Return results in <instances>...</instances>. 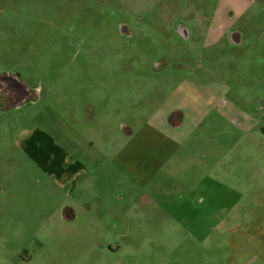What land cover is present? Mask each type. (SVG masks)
I'll list each match as a JSON object with an SVG mask.
<instances>
[{
    "label": "rangeland",
    "instance_id": "1",
    "mask_svg": "<svg viewBox=\"0 0 264 264\" xmlns=\"http://www.w3.org/2000/svg\"><path fill=\"white\" fill-rule=\"evenodd\" d=\"M258 1L247 8L244 22L216 24L223 31H248L253 42L248 50L264 47V0ZM218 5L217 0H0V264H247L264 255V205H253L255 198H231L236 213L214 207L198 214L186 206L170 215L141 207L146 199L137 189L120 207L124 220L111 215L119 222L115 230L89 227L81 211L69 226L61 214L73 201L23 156L26 144L69 140L71 125L75 132L87 121L70 113L75 82H119L110 88L111 97L163 105L167 82H187L199 67L223 74L207 57L226 47V39L215 47L207 40L213 49L202 50L201 35L210 25L198 22ZM185 30L193 37L182 39ZM234 66L241 67L242 81L235 87L248 97L254 82L248 90L247 78L256 80L263 70L248 72L244 62ZM117 195L123 193L109 197L116 209ZM153 195L164 198L157 190ZM100 211V218L108 212Z\"/></svg>",
    "mask_w": 264,
    "mask_h": 264
},
{
    "label": "crops",
    "instance_id": "2",
    "mask_svg": "<svg viewBox=\"0 0 264 264\" xmlns=\"http://www.w3.org/2000/svg\"><path fill=\"white\" fill-rule=\"evenodd\" d=\"M258 2L217 0L213 14H202L198 22L210 25L201 35L202 50L226 39V47H217L214 58L207 57L223 74L199 67L189 73L187 82H167L170 92L163 105L142 98L128 101L120 94L111 97L110 88L120 87L119 82H71V116L87 121L75 132L70 124L69 140L26 144L22 149L23 156L54 178L60 192L65 190L73 201L61 214L63 222L77 223L76 211H81L89 227L115 230L119 222L111 215L123 221L120 207L137 189L146 199L141 207L156 206L170 215L186 206L198 214L214 207L224 214L236 213L238 204L230 199L237 194L255 198L253 205H264L259 199L264 198V47L248 50L253 44L248 31H223L216 25L244 22L247 8ZM180 37L193 36L185 30ZM207 40L214 41L213 47ZM239 55L247 57L238 60ZM237 62H244L248 72L263 70L256 80L247 78L248 90L254 82L248 97L235 87V82H242ZM155 190L164 192V198L157 201L160 195H153ZM116 192L123 193L117 195L118 209L109 202ZM100 209L108 211L101 218ZM247 264H264V255Z\"/></svg>",
    "mask_w": 264,
    "mask_h": 264
},
{
    "label": "flooded vegetation",
    "instance_id": "3",
    "mask_svg": "<svg viewBox=\"0 0 264 264\" xmlns=\"http://www.w3.org/2000/svg\"><path fill=\"white\" fill-rule=\"evenodd\" d=\"M110 249V248H109Z\"/></svg>",
    "mask_w": 264,
    "mask_h": 264
}]
</instances>
